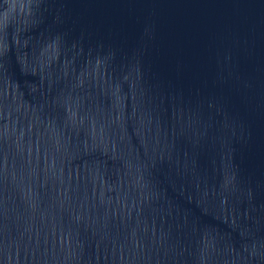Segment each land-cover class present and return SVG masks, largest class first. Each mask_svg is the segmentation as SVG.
<instances>
[{"label": "water", "instance_id": "95a60500", "mask_svg": "<svg viewBox=\"0 0 264 264\" xmlns=\"http://www.w3.org/2000/svg\"><path fill=\"white\" fill-rule=\"evenodd\" d=\"M0 264H264V0H0Z\"/></svg>", "mask_w": 264, "mask_h": 264}]
</instances>
